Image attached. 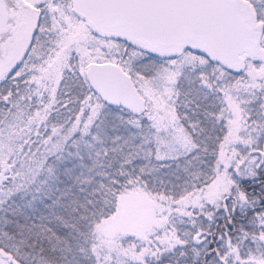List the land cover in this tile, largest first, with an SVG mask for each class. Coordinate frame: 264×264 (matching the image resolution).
I'll use <instances>...</instances> for the list:
<instances>
[{
  "label": "snow or ice",
  "instance_id": "snow-or-ice-1",
  "mask_svg": "<svg viewBox=\"0 0 264 264\" xmlns=\"http://www.w3.org/2000/svg\"><path fill=\"white\" fill-rule=\"evenodd\" d=\"M0 264H264V0H0Z\"/></svg>",
  "mask_w": 264,
  "mask_h": 264
}]
</instances>
